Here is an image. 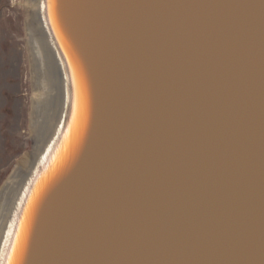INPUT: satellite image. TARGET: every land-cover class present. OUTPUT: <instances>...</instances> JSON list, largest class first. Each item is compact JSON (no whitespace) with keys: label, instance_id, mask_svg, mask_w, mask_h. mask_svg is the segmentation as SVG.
Returning a JSON list of instances; mask_svg holds the SVG:
<instances>
[{"label":"water","instance_id":"95a60500","mask_svg":"<svg viewBox=\"0 0 264 264\" xmlns=\"http://www.w3.org/2000/svg\"><path fill=\"white\" fill-rule=\"evenodd\" d=\"M41 4L66 103L0 264H264V0Z\"/></svg>","mask_w":264,"mask_h":264},{"label":"bare ground","instance_id":"6f19581e","mask_svg":"<svg viewBox=\"0 0 264 264\" xmlns=\"http://www.w3.org/2000/svg\"><path fill=\"white\" fill-rule=\"evenodd\" d=\"M24 6L27 14L25 42L29 56V82L32 88L29 131H31L34 145L30 152H26L18 160L13 172L0 189V256L7 243V237L11 233L13 218L6 220L8 210L16 196L19 181L30 169L32 171L33 167L37 169L38 164L45 161L43 152L37 157L34 152L40 150L42 146L48 148L47 150L51 148L50 143L54 138L51 137V132L57 131L62 122L63 104L66 103L65 87L61 93V86L63 87L66 81L64 70L61 67L59 54L44 26L43 5L39 7V0H24ZM61 97L62 105L59 113Z\"/></svg>","mask_w":264,"mask_h":264},{"label":"rangeland","instance_id":"374dc122","mask_svg":"<svg viewBox=\"0 0 264 264\" xmlns=\"http://www.w3.org/2000/svg\"><path fill=\"white\" fill-rule=\"evenodd\" d=\"M26 17L24 0H0V189L34 145Z\"/></svg>","mask_w":264,"mask_h":264}]
</instances>
